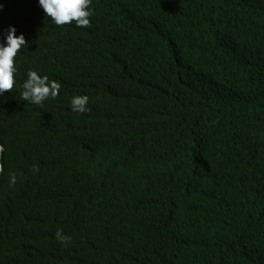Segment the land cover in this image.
I'll use <instances>...</instances> for the list:
<instances>
[{
  "label": "trees",
  "instance_id": "1",
  "mask_svg": "<svg viewBox=\"0 0 264 264\" xmlns=\"http://www.w3.org/2000/svg\"><path fill=\"white\" fill-rule=\"evenodd\" d=\"M0 4L27 41L0 98V264H264V0H91L88 27ZM29 70L59 95L21 100Z\"/></svg>",
  "mask_w": 264,
  "mask_h": 264
},
{
  "label": "clouds",
  "instance_id": "2",
  "mask_svg": "<svg viewBox=\"0 0 264 264\" xmlns=\"http://www.w3.org/2000/svg\"><path fill=\"white\" fill-rule=\"evenodd\" d=\"M91 0H37V5L42 9L45 18L51 23L60 26L74 23L76 27H88L90 25L91 10L89 5ZM3 4H0V10ZM16 28L9 25L0 35V98L5 92L11 91L15 83L14 74L17 68L14 58L18 51L27 46V41L23 33L17 35ZM61 85L55 80H49L48 76L40 75L35 70L26 73V79L22 83L21 100L33 105H40L48 99H55L59 95ZM88 96L77 95L70 100V108L73 112L84 113L88 111ZM4 151L0 147V153ZM15 176L9 177V186L15 184ZM55 237L61 244H67L70 237L63 234L62 230H57Z\"/></svg>",
  "mask_w": 264,
  "mask_h": 264
}]
</instances>
